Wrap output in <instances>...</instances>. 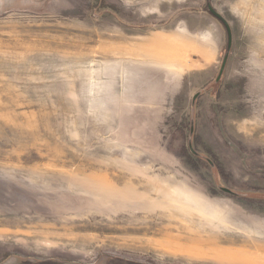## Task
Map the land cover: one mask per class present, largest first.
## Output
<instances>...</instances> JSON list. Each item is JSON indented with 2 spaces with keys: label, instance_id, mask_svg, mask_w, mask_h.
<instances>
[{
  "label": "rangeland",
  "instance_id": "374dc122",
  "mask_svg": "<svg viewBox=\"0 0 264 264\" xmlns=\"http://www.w3.org/2000/svg\"><path fill=\"white\" fill-rule=\"evenodd\" d=\"M0 264H264V0H0Z\"/></svg>",
  "mask_w": 264,
  "mask_h": 264
},
{
  "label": "water",
  "instance_id": "95a60500",
  "mask_svg": "<svg viewBox=\"0 0 264 264\" xmlns=\"http://www.w3.org/2000/svg\"><path fill=\"white\" fill-rule=\"evenodd\" d=\"M209 12L211 14H213L217 19H219L226 26V22L217 13H215L210 7H209ZM226 30H227V35H228V49H229L230 45H231V37H230V32H229L227 27H226ZM225 60H226V57L224 58V61H223L222 66L220 68V72H219L217 80H219V77L221 76V74L223 72V69L225 67ZM223 191L230 192L229 190H226V189H223Z\"/></svg>",
  "mask_w": 264,
  "mask_h": 264
},
{
  "label": "crops",
  "instance_id": "0c3cea01",
  "mask_svg": "<svg viewBox=\"0 0 264 264\" xmlns=\"http://www.w3.org/2000/svg\"><path fill=\"white\" fill-rule=\"evenodd\" d=\"M251 259V261L253 262V261H256V259L255 258H250Z\"/></svg>",
  "mask_w": 264,
  "mask_h": 264
},
{
  "label": "bare ground",
  "instance_id": "6f19581e",
  "mask_svg": "<svg viewBox=\"0 0 264 264\" xmlns=\"http://www.w3.org/2000/svg\"><path fill=\"white\" fill-rule=\"evenodd\" d=\"M170 195H171V194H170ZM172 196H173V195H172ZM172 196H171V197H172ZM175 198H176V197H175ZM176 200H177V199H176ZM200 216H201V215H200ZM201 217H202V216H201ZM217 244H218V243H217ZM225 245H226V244H225Z\"/></svg>",
  "mask_w": 264,
  "mask_h": 264
},
{
  "label": "flooded vegetation",
  "instance_id": "af4514ba",
  "mask_svg": "<svg viewBox=\"0 0 264 264\" xmlns=\"http://www.w3.org/2000/svg\"><path fill=\"white\" fill-rule=\"evenodd\" d=\"M225 193V192H224ZM226 194L230 195V193L226 192Z\"/></svg>",
  "mask_w": 264,
  "mask_h": 264
}]
</instances>
